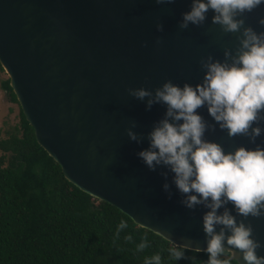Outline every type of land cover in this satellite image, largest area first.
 <instances>
[{"label": "water", "instance_id": "water-1", "mask_svg": "<svg viewBox=\"0 0 264 264\" xmlns=\"http://www.w3.org/2000/svg\"><path fill=\"white\" fill-rule=\"evenodd\" d=\"M191 2L0 0V65L37 142L67 180L175 246L204 251L207 209H187L180 203L174 173L162 166L152 171L137 155L149 147L148 133L166 107L154 104L149 110L146 101L128 94L129 88L154 91L166 80L195 85L203 78L202 57L223 60L225 48L238 47V34L211 23L212 11L202 26L181 29L182 13ZM261 16L264 4L245 14L246 26L264 31ZM158 22L163 32L156 30ZM198 113L215 123L206 106ZM132 121L137 125L133 130L143 136L140 143L127 136ZM205 138L226 152L240 145L264 147V133L253 144L246 136L229 137L218 125ZM162 172L168 173L171 198L163 189ZM248 221L255 239L264 243V217ZM257 253L264 256V247Z\"/></svg>", "mask_w": 264, "mask_h": 264}, {"label": "clouds", "instance_id": "clouds-1", "mask_svg": "<svg viewBox=\"0 0 264 264\" xmlns=\"http://www.w3.org/2000/svg\"><path fill=\"white\" fill-rule=\"evenodd\" d=\"M173 2L156 0L157 4ZM262 4L264 0H192L190 10L182 13L179 27L202 26L212 11L211 23L219 25L224 33L238 34V47L234 51L225 48L223 60L211 54L202 57L204 74L195 85L185 82L180 86L166 80L154 91L145 87L128 89L131 97L146 101L149 110L154 104L166 107L148 133L149 147L137 155L152 171L162 166L174 173L173 183L183 197L180 203L187 209H207L202 217L207 264H232L233 260L240 264L237 252L244 264H264V256L257 253L264 243L255 239L251 222H245L249 217H264V147L240 145L226 152L219 142L205 138V133L215 131L217 125L227 130L229 137L246 136L253 144L264 133V31L257 32L245 24V14ZM258 23L264 26V16ZM156 30L163 32L161 22ZM205 106L215 123L198 113ZM136 126L132 121L127 136L140 143L143 136L133 130ZM161 175L165 177L163 189L171 198L168 173ZM237 216L242 219L238 221ZM127 227L121 220L117 237ZM126 239L131 241L132 237ZM225 241L229 247H225ZM175 244L169 252L179 260L184 251ZM147 246L145 239L137 250ZM145 264H161V256L147 257Z\"/></svg>", "mask_w": 264, "mask_h": 264}, {"label": "trees", "instance_id": "trees-1", "mask_svg": "<svg viewBox=\"0 0 264 264\" xmlns=\"http://www.w3.org/2000/svg\"><path fill=\"white\" fill-rule=\"evenodd\" d=\"M1 87L18 104L19 120L0 140V264H145L155 254L161 264H207L206 251L181 246L184 257L176 260L174 244L67 180L37 142L8 77ZM121 220L128 227L117 237Z\"/></svg>", "mask_w": 264, "mask_h": 264}, {"label": "rangeland", "instance_id": "rangeland-1", "mask_svg": "<svg viewBox=\"0 0 264 264\" xmlns=\"http://www.w3.org/2000/svg\"><path fill=\"white\" fill-rule=\"evenodd\" d=\"M8 75L3 69L0 70V140L7 138L8 133L13 131L14 126L18 124V104L9 100L6 92L1 87V81ZM3 152L0 150V155Z\"/></svg>", "mask_w": 264, "mask_h": 264}]
</instances>
